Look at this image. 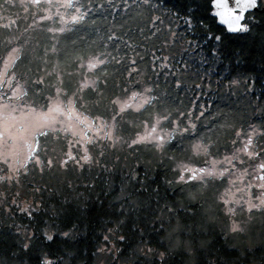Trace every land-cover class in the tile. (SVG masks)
<instances>
[{
  "label": "trees",
  "instance_id": "obj_1",
  "mask_svg": "<svg viewBox=\"0 0 264 264\" xmlns=\"http://www.w3.org/2000/svg\"><path fill=\"white\" fill-rule=\"evenodd\" d=\"M72 2L60 22L44 0H0V67L14 51L23 105L71 101L113 120L116 141L84 159L67 136H37L41 171L0 185V264H264V211L226 210L225 177L179 169L229 156L252 125L264 160V6L231 34L210 0ZM131 95L144 104L119 110ZM158 121L164 143L137 142Z\"/></svg>",
  "mask_w": 264,
  "mask_h": 264
},
{
  "label": "rangeland",
  "instance_id": "obj_2",
  "mask_svg": "<svg viewBox=\"0 0 264 264\" xmlns=\"http://www.w3.org/2000/svg\"><path fill=\"white\" fill-rule=\"evenodd\" d=\"M44 2L47 4V16L56 17L60 22L65 15L64 10L73 3L72 0ZM14 58L13 51L6 56L0 67V166L13 175H3L0 169V185L19 179V175L28 165H37L41 171V160L37 156V136L45 132L53 133V137H57V134L67 136L68 146H74L75 152L81 153L84 159L92 152L94 142L98 145L97 148L102 149L104 143L116 141L113 120L83 115L74 108L71 101L53 100L45 110L23 105L20 102L23 91L19 84L12 86L13 79L8 72ZM145 99L143 95H131L118 101L117 105L119 110H137L144 104ZM160 124L161 121H158L139 134L137 142H152L160 147L169 137L167 130H163ZM173 127H177V124ZM259 133L257 126L248 127L237 148L229 156L210 158L204 168L180 166L184 180L202 182L225 177L227 186L223 189L221 200L226 210L239 208L248 211V215L264 211V160L253 142ZM71 151L72 149L69 153ZM191 151L200 155L206 153L199 142L191 145ZM69 159H75L78 164L85 163L76 157ZM232 228H237L236 223ZM104 260L105 258L98 264H106Z\"/></svg>",
  "mask_w": 264,
  "mask_h": 264
},
{
  "label": "snow or ice",
  "instance_id": "obj_3",
  "mask_svg": "<svg viewBox=\"0 0 264 264\" xmlns=\"http://www.w3.org/2000/svg\"><path fill=\"white\" fill-rule=\"evenodd\" d=\"M212 15L226 32L247 33L255 21L253 12L264 6V0H210ZM216 39L219 41L220 37Z\"/></svg>",
  "mask_w": 264,
  "mask_h": 264
},
{
  "label": "clouds",
  "instance_id": "obj_4",
  "mask_svg": "<svg viewBox=\"0 0 264 264\" xmlns=\"http://www.w3.org/2000/svg\"><path fill=\"white\" fill-rule=\"evenodd\" d=\"M45 264H51V261L50 260H46Z\"/></svg>",
  "mask_w": 264,
  "mask_h": 264
},
{
  "label": "water",
  "instance_id": "obj_5",
  "mask_svg": "<svg viewBox=\"0 0 264 264\" xmlns=\"http://www.w3.org/2000/svg\"><path fill=\"white\" fill-rule=\"evenodd\" d=\"M257 9H255L254 11H256ZM216 18V17H215ZM219 25H221V24H219ZM222 27H223V25H221ZM233 34V33H232Z\"/></svg>",
  "mask_w": 264,
  "mask_h": 264
}]
</instances>
